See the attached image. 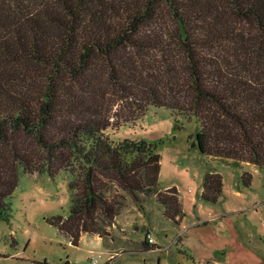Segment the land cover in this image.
I'll return each mask as SVG.
<instances>
[{
    "label": "trees",
    "instance_id": "trees-1",
    "mask_svg": "<svg viewBox=\"0 0 264 264\" xmlns=\"http://www.w3.org/2000/svg\"><path fill=\"white\" fill-rule=\"evenodd\" d=\"M148 104L194 118L202 154L264 167V0H0V220L19 168H64L68 209L47 221L69 244L106 234L122 206L109 183L137 204L154 194L176 222L162 140L103 134ZM220 179L205 174L203 200Z\"/></svg>",
    "mask_w": 264,
    "mask_h": 264
},
{
    "label": "rangeland",
    "instance_id": "rangeland-1",
    "mask_svg": "<svg viewBox=\"0 0 264 264\" xmlns=\"http://www.w3.org/2000/svg\"><path fill=\"white\" fill-rule=\"evenodd\" d=\"M197 127L184 113L148 104L136 119L103 130L111 139L162 140L156 147V180L159 190H177L181 212L176 222L163 214L154 194L139 192L137 204L109 183L122 206L106 234H83L77 244H69L47 221L66 215V170L50 174L19 168L8 196V220H0V264H264V167L249 162L236 167L202 154L192 144ZM242 170L251 174L247 184ZM211 171L219 173L221 188L213 201H205L202 179ZM146 233L154 246L143 248ZM97 253L100 257L90 263L88 257Z\"/></svg>",
    "mask_w": 264,
    "mask_h": 264
},
{
    "label": "built area",
    "instance_id": "built-area-1",
    "mask_svg": "<svg viewBox=\"0 0 264 264\" xmlns=\"http://www.w3.org/2000/svg\"><path fill=\"white\" fill-rule=\"evenodd\" d=\"M145 238H146V240H147L149 243H153V242H152V239H151V237L149 236L148 233L145 234ZM98 257H100V254H98V253L95 254V255H91V256H89V257H88L89 260H90L89 262H90V263H94ZM102 264H104V262H103Z\"/></svg>",
    "mask_w": 264,
    "mask_h": 264
},
{
    "label": "crops",
    "instance_id": "crops-1",
    "mask_svg": "<svg viewBox=\"0 0 264 264\" xmlns=\"http://www.w3.org/2000/svg\"><path fill=\"white\" fill-rule=\"evenodd\" d=\"M113 255L112 254H109V257L111 258Z\"/></svg>",
    "mask_w": 264,
    "mask_h": 264
},
{
    "label": "water",
    "instance_id": "water-1",
    "mask_svg": "<svg viewBox=\"0 0 264 264\" xmlns=\"http://www.w3.org/2000/svg\"><path fill=\"white\" fill-rule=\"evenodd\" d=\"M64 263H65V264H67V263H68V261H65Z\"/></svg>",
    "mask_w": 264,
    "mask_h": 264
}]
</instances>
